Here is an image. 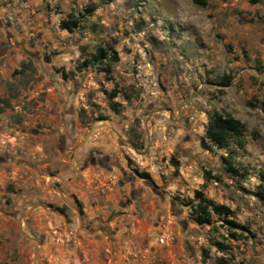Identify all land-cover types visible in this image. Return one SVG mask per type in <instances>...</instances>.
<instances>
[{
	"label": "rangeland",
	"instance_id": "rangeland-1",
	"mask_svg": "<svg viewBox=\"0 0 264 264\" xmlns=\"http://www.w3.org/2000/svg\"><path fill=\"white\" fill-rule=\"evenodd\" d=\"M202 1L0 0V264H264V0Z\"/></svg>",
	"mask_w": 264,
	"mask_h": 264
},
{
	"label": "trees",
	"instance_id": "trees-1",
	"mask_svg": "<svg viewBox=\"0 0 264 264\" xmlns=\"http://www.w3.org/2000/svg\"><path fill=\"white\" fill-rule=\"evenodd\" d=\"M193 1H195V3L197 4L203 3L202 0H193ZM78 23L79 21L77 18H73L72 20H62L59 23V27L68 32H71L78 25ZM100 53H102V50H99V54ZM111 59L113 61L118 60L117 54L115 52H113V56H111ZM230 79L231 78L228 76L226 78V83H229ZM115 95H116V92H112L110 94V99H113ZM0 102L2 101L0 100ZM3 102L5 103L4 100ZM119 107H120V104L118 102H114L113 100H111V102L109 103V108L114 112L118 111ZM2 110L3 108L0 107V112H2ZM263 112H264V106H263ZM242 132H243L242 126L237 119H234L228 115L224 116L222 114L215 113L210 116L209 122L205 128V133L203 137L206 138L209 142H211L216 147L224 148L225 146H227L228 140L231 137L237 138L240 141V145L243 144L242 138H241ZM171 161L175 167L178 166L177 161H175L174 159L173 160L171 159ZM225 165H226L227 170L232 171L234 173L238 172L236 168L232 167V164L229 160L225 161ZM205 173L207 175L206 177L210 176L209 172H205ZM138 175L140 177H147L146 172H139ZM195 196L196 198H198V201L193 202L191 204V209L193 210V213L195 216L194 220L196 221L198 225L204 224V223L209 224L211 221V218H210L211 213L223 214L224 216H227L230 213V210L227 206L223 204H215L211 200L204 199L202 197V194L198 191H195ZM226 222L230 225H234L232 221L227 220ZM215 245L219 249L222 248V246L217 242Z\"/></svg>",
	"mask_w": 264,
	"mask_h": 264
}]
</instances>
